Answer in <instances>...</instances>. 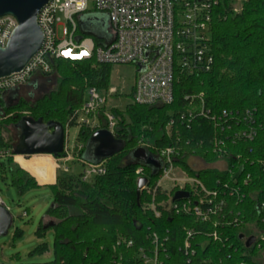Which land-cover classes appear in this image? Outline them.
<instances>
[{
  "label": "trees",
  "instance_id": "1",
  "mask_svg": "<svg viewBox=\"0 0 264 264\" xmlns=\"http://www.w3.org/2000/svg\"><path fill=\"white\" fill-rule=\"evenodd\" d=\"M228 9V5L221 2L213 13L210 43L215 64L211 72L182 78L175 86V98L171 105L142 106L132 103L123 111H112L117 119L114 137L123 141L125 147L121 153L105 160L104 175L84 182L82 174L59 173L55 182V175L51 176L52 169L48 166L50 164L39 163L38 175H35L30 161L22 157L17 159L39 184H48L52 190L53 203L46 216L54 225L50 227V222L44 224L42 220L38 233L44 236L48 230L54 232L53 264H104L114 256L119 236L131 238L137 246H141L148 229L169 231L174 235L169 245L173 260L175 264H188L179 251L183 227L198 233L213 230L212 224L196 221L192 216L164 215L156 219L151 211L145 209L144 206L151 202L147 190L156 187L161 170L131 158L139 142L150 145L147 151L153 156L157 150L175 148L178 152L175 164L201 180L209 190L218 188L219 181L238 178L241 196L244 197L237 200L226 195L228 214L232 213L229 220L238 219V223L225 230L230 240L223 246L201 239L206 246L199 249L197 259L211 252L215 257L228 259L227 263L237 264L245 260L247 264H264L256 247L247 249L239 238L241 233H252L247 230V225L264 230V212L260 209L264 203V0L245 4L239 14H233ZM80 31L92 37L97 45L100 44L98 35L84 32L81 28ZM52 65V73L34 75L16 101L11 104L1 102L0 150H11L13 153L18 147V127L25 118L75 127L72 116L81 106L87 88L107 90L109 87L111 66L98 65L94 61L63 59L53 60ZM52 81H55V89L38 97L32 96L31 92L38 86ZM201 94L205 109L211 115H222L224 111L229 114V131L226 130L225 119L218 123V130H226L223 135L204 118H196L190 128L180 119L182 113L201 104L199 98L191 102L186 97ZM105 111L104 107L98 113L96 128L81 127L77 137V142L83 145L81 156L96 131L108 130ZM171 121L174 125L168 134L166 128ZM11 129L17 137L9 136ZM243 130L255 133L252 141L242 136L235 138ZM4 133L8 135L7 142ZM216 139L223 143L221 154L215 151ZM220 157L227 163L226 171L212 168L194 171L187 162L189 158H197L206 164H214ZM6 159L11 182L20 194L41 187L28 173L13 166L11 157ZM139 169L143 170V174H137ZM247 177L249 180L245 186L243 180ZM143 178L147 184L138 200V182ZM164 198L158 192V201ZM20 235L17 234L18 237ZM38 251L41 254L47 248L43 246Z\"/></svg>",
  "mask_w": 264,
  "mask_h": 264
},
{
  "label": "built area",
  "instance_id": "2",
  "mask_svg": "<svg viewBox=\"0 0 264 264\" xmlns=\"http://www.w3.org/2000/svg\"><path fill=\"white\" fill-rule=\"evenodd\" d=\"M251 1L257 0H48L38 15V25L44 36L42 48L23 71L0 79V104L13 91L23 94V89L34 75L51 74L53 60L63 59L73 62L94 61L98 65L111 67L132 65L136 68L137 75L133 87V103L142 106L171 105L175 98V86L182 78L200 76L213 70L215 59L210 35L214 10L221 2H225L228 11L239 14L244 10L245 4ZM93 13H104L109 18L110 38L101 37L98 45L92 37L85 36L80 31L83 16ZM17 27L18 21L14 16L0 17L1 48L7 46ZM117 93L115 88H87L81 106L72 116L76 122L75 127L96 128L99 124L98 113L105 107L104 118L108 131L114 135L117 119L112 111H107V100ZM202 97V94L197 97L187 96L186 100L191 102L199 98L201 104L182 113L180 119L190 128L196 118H204L223 135L226 130L231 129L228 125L229 114L224 111L222 115H211L205 109ZM224 119L227 129L218 130V123ZM173 125V121L168 124V134L171 133ZM69 128L67 124L64 151L57 158L64 162L72 160L70 150L81 153L83 149V145L78 142L73 148L69 147ZM241 136L252 141L255 133L243 130L235 138ZM222 144L217 139L214 142L215 151L219 154L223 152L220 148ZM138 148L147 150L150 145L139 142L136 149ZM176 154L178 152L175 148L167 147L157 150L154 156L151 155L161 162V176L156 187L147 190L151 195V202L144 206L145 209L151 211L156 219L164 215L192 216L196 221L213 225L211 232L203 231L201 234L183 227L179 251L188 264H234L227 263L228 259L215 257L211 252L198 259L197 256L199 249L206 246L201 239L221 243L223 246L230 240L225 230L238 223V219L229 220L232 213L228 214L227 196L237 200L244 197L241 196L238 186L239 179L232 177L227 182L219 181L218 188L209 190L201 180L190 176L175 164ZM20 156L27 157L14 155L11 150H0L1 158L11 157L19 165L21 163L17 158ZM79 159L86 165L82 173L84 182H90L94 177L106 173L105 161L91 164L84 162L82 156ZM222 159L220 157L219 160ZM56 167L57 165L55 169ZM59 168L62 169V166ZM226 170L227 165L223 171ZM63 171L67 173L69 169L64 166ZM178 172L181 174L179 177ZM137 174H143V170H137ZM248 180L249 177L243 180L245 186ZM164 182H169L173 188L169 191L163 190ZM158 192L166 198L158 201ZM177 192L187 193L189 197L174 200ZM0 207L5 208L1 199ZM260 209L264 212V203ZM248 227H253L254 231L250 235L241 233L240 236L244 235L246 239L255 237L251 247L246 248L256 247L264 261V230L255 225H247L246 228ZM172 238L174 235L169 231L148 229L143 245L137 246L133 239L119 236L114 246V256L104 264H175L169 248ZM241 241L246 246V241ZM237 264L247 263L243 260Z\"/></svg>",
  "mask_w": 264,
  "mask_h": 264
},
{
  "label": "rangeland",
  "instance_id": "3",
  "mask_svg": "<svg viewBox=\"0 0 264 264\" xmlns=\"http://www.w3.org/2000/svg\"><path fill=\"white\" fill-rule=\"evenodd\" d=\"M82 21L85 23V26H83L85 31L110 38L109 18L106 14H85ZM136 76V68L132 65H115L111 67L108 89L115 88L118 93L113 98L107 100L108 112L113 110L123 111L126 106L133 103L132 91ZM55 88V81L42 84L36 89L35 96L38 97ZM102 95H104V91H102ZM25 98H27V96H25ZM11 131L12 129L10 133H8L9 136L17 137V133ZM79 131L80 129L77 127H70L68 129V145L70 148H73L77 142L76 139L79 135ZM3 136L5 142H7L8 135L6 136L4 133ZM95 148V143L90 141L85 151V156L90 157L93 161L97 160L95 157ZM69 152L72 157V160L69 162L60 161L55 156L45 155L24 157V159L31 162L36 172L39 163L45 162L50 164L51 166H48L52 169L53 177L55 174L56 182V177L59 173L79 175L86 169V165L79 159L81 158V153L76 150H70ZM187 162L190 167L197 171L210 168L223 171L227 165L224 159L214 164H206L197 158H189ZM3 165L4 167H2ZM56 165L57 167L55 169ZM13 166L21 168L36 180L30 172L22 168L21 165L14 160ZM60 166H62V169L59 168ZM64 166L69 169V172L65 173L63 171ZM177 176L179 177L181 174L178 172ZM162 188L163 190L169 191L173 186L169 182H164ZM0 199L5 204V209L12 220V224L7 229L6 233L0 236V264H53L55 260L54 232L48 230L44 236H40L38 233L42 220H44V224L51 221V219L46 216L53 203L51 188L48 186H41L20 194L11 182L7 159L0 157ZM247 230L252 232L254 228L248 227ZM18 233L21 234L19 237L17 236ZM43 246H46L47 251L38 254V250Z\"/></svg>",
  "mask_w": 264,
  "mask_h": 264
},
{
  "label": "water",
  "instance_id": "4",
  "mask_svg": "<svg viewBox=\"0 0 264 264\" xmlns=\"http://www.w3.org/2000/svg\"><path fill=\"white\" fill-rule=\"evenodd\" d=\"M47 3L48 0H0V17L11 15L18 21V27L13 32L7 46L5 48L0 47V79L23 71L41 50L44 36L38 25V15ZM82 23V30L88 32L83 29L85 23L83 21ZM88 33L91 34L92 32ZM98 36L100 38L103 37L100 34ZM18 97L19 92L13 91L9 104L16 101ZM0 114H2L1 108ZM18 128L20 129V144L14 150V155L27 157L50 155L56 157L63 153L66 137L65 127L62 124L55 121L44 122L43 119L33 120L25 118ZM90 141H93L96 145L95 157L97 160L93 161L90 157H86L85 154L82 156V160L91 164H99L121 153L125 147L123 141L116 139L108 130L96 131ZM131 158L146 166L158 170L161 168V162L151 156L145 148L134 150ZM146 184V179L139 180L138 200ZM188 197L187 193L177 192L174 200ZM11 224L12 220L6 209L0 207V236L6 233ZM53 225V222L49 223L50 227ZM240 239L246 241L247 248L251 247L255 242V237L246 239L244 235H241Z\"/></svg>",
  "mask_w": 264,
  "mask_h": 264
},
{
  "label": "flooded vegetation",
  "instance_id": "5",
  "mask_svg": "<svg viewBox=\"0 0 264 264\" xmlns=\"http://www.w3.org/2000/svg\"><path fill=\"white\" fill-rule=\"evenodd\" d=\"M38 87H40V86H38ZM31 93H32V96H33V95L35 96V94H36V90H35V91H32ZM10 96H11V93L8 94V96L6 97V99H5V103H9V101H10ZM244 237H245V236H244ZM245 238H246V237H245Z\"/></svg>",
  "mask_w": 264,
  "mask_h": 264
},
{
  "label": "crops",
  "instance_id": "6",
  "mask_svg": "<svg viewBox=\"0 0 264 264\" xmlns=\"http://www.w3.org/2000/svg\"><path fill=\"white\" fill-rule=\"evenodd\" d=\"M40 156V155H39ZM45 156H49V155H45ZM21 157V156H20ZM48 164V163H47ZM51 166V165H50ZM32 172H34L35 175H38V173L36 172L35 168H32ZM55 175V174H54ZM51 176L53 177V174H51ZM55 183V182H54ZM49 185H53V184H49ZM40 186H48V184L46 185H40Z\"/></svg>",
  "mask_w": 264,
  "mask_h": 264
},
{
  "label": "bare ground",
  "instance_id": "7",
  "mask_svg": "<svg viewBox=\"0 0 264 264\" xmlns=\"http://www.w3.org/2000/svg\"><path fill=\"white\" fill-rule=\"evenodd\" d=\"M77 60V59H76ZM39 156V155H38ZM41 156V155H40ZM50 156V155H49Z\"/></svg>",
  "mask_w": 264,
  "mask_h": 264
}]
</instances>
